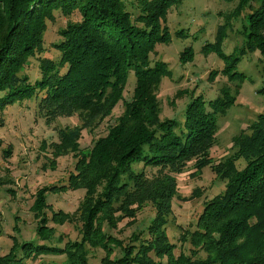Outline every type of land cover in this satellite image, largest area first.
I'll return each instance as SVG.
<instances>
[{"label":"trees","instance_id":"trees-1","mask_svg":"<svg viewBox=\"0 0 264 264\" xmlns=\"http://www.w3.org/2000/svg\"><path fill=\"white\" fill-rule=\"evenodd\" d=\"M182 1L0 0V114L8 105L34 99L48 124L60 117L76 116L79 121L59 128L58 140L50 143V168L67 154L75 163L66 182L44 185L34 194L36 238L20 242L11 236L13 245L0 256V264H24L46 254L64 255L63 264H89V249L95 248L104 252L101 264H264V113L232 137L233 153L218 162L210 150L219 116L235 101L228 88L208 101L192 90L178 117L161 116L157 90L171 71L163 60L151 63L150 55L157 44L186 32L172 33L167 21L169 10ZM235 10L243 48L233 49L237 56L231 55V66L242 53L259 51L264 56V0H238ZM57 13H77L78 19L58 29L50 50L59 54L51 57L45 55L48 23ZM231 25L220 24L216 37L224 38ZM217 42L208 45L225 57ZM192 51L191 46L183 49L182 63L192 60ZM31 60L37 61L36 76L26 73ZM186 92L179 90L176 96ZM256 93L264 101V81ZM117 107L121 112L106 133L90 148H80L82 130L92 132L112 119ZM239 160L244 162L241 168ZM189 162L192 174L209 166L224 189L204 200L194 229L182 230L179 239L188 242V253L181 249L176 255L166 226L174 220L172 199L178 197L175 174ZM147 169L155 170L147 174ZM69 189L84 190L76 210H52L47 194ZM147 202L154 215L144 229L132 232L127 242L110 232L124 219L125 225H133ZM49 220L76 224L80 237L61 246L63 235L53 238ZM116 249L122 254L112 257Z\"/></svg>","mask_w":264,"mask_h":264},{"label":"rangeland","instance_id":"rangeland-1","mask_svg":"<svg viewBox=\"0 0 264 264\" xmlns=\"http://www.w3.org/2000/svg\"><path fill=\"white\" fill-rule=\"evenodd\" d=\"M237 4L238 0H183L180 5L169 10L167 21L172 33L178 29H184L186 32L180 37L173 34L171 41L166 44H157L156 53L150 55L151 63L157 59L163 60L167 62L171 71L170 77L162 78L157 90L162 117H178L192 90L194 95H203L207 101L220 95L221 88H228L230 94H234V103L217 121L216 142L210 150L215 162L231 155L234 151L232 137L246 128L258 114L264 113V101L256 93V89L264 81V56L259 51L246 52L239 54V59H234L235 66L229 63L231 55L237 56L233 49L243 48L242 36L237 32L241 28V18L235 17L234 14ZM130 9L136 11L133 7ZM69 19L77 20V13L72 16L57 13L55 21L48 23L46 47L49 50L45 55L56 57V54H59L50 50V43L58 39V29L65 27ZM230 23L231 28L225 32L227 35L219 40L218 35L216 37L218 26ZM216 42L218 45L215 47L221 48L225 57L210 49L211 45L208 44L213 43V47ZM187 46L193 49L192 60L182 63L180 54ZM31 61L26 73L36 76L37 61ZM212 70L216 71L215 75H210ZM233 73H242L243 76ZM179 90L187 92L176 96ZM130 93L131 86L125 90V97L128 98ZM120 112L121 107L115 108L113 118L105 120L92 132L88 129L82 130L80 148H90L93 140L106 133L107 126L114 122V117ZM0 116L4 123L3 127H0V256H2L9 252L10 246L13 245L11 236H15L20 242L36 238V221L31 210L34 194L44 185L66 182L75 163L72 154H67L56 158L55 168H50L53 159L50 143L58 140L59 128L73 126L79 121L76 116L60 117L48 124L37 112L34 99L8 105ZM192 163L189 162L182 173L175 174L178 197L172 199L174 220L169 221L166 228L170 241L176 246L174 250L176 255L181 249L188 253V242L182 244L179 239L182 230L194 229L204 200L224 189V182L216 177L209 166L203 168L199 175L192 174L194 171ZM243 165L242 160L237 162L238 168ZM154 170L147 169V174L153 173ZM196 190L199 194L193 195ZM83 195V189H69L60 193H48L47 201L54 211L60 209L73 213ZM184 196L188 199L181 200L180 198ZM190 197L192 199H189ZM47 215H50L49 210ZM153 215L154 207L147 202L138 209L133 225H125L128 219H124L118 223L116 230L110 232L127 242L131 233L144 229ZM48 226L55 228L54 239L58 235H63L61 246L67 240L80 237L74 223L56 225L49 220ZM15 227H18L19 231H16ZM120 254H122L120 250L116 249L112 257H118ZM103 256L102 249H89V264H101ZM64 259V255L46 254L24 260V264L46 262L63 264Z\"/></svg>","mask_w":264,"mask_h":264}]
</instances>
